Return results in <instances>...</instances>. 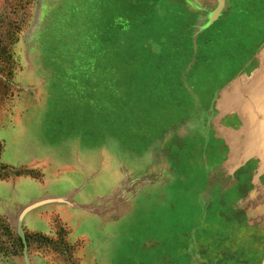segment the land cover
Here are the masks:
<instances>
[{"label":"rangeland","instance_id":"1","mask_svg":"<svg viewBox=\"0 0 264 264\" xmlns=\"http://www.w3.org/2000/svg\"><path fill=\"white\" fill-rule=\"evenodd\" d=\"M218 7L0 0V264H264V0ZM77 148L121 158L112 201L131 210L24 224V205L84 183ZM155 156L167 178L135 180Z\"/></svg>","mask_w":264,"mask_h":264},{"label":"crops","instance_id":"2","mask_svg":"<svg viewBox=\"0 0 264 264\" xmlns=\"http://www.w3.org/2000/svg\"><path fill=\"white\" fill-rule=\"evenodd\" d=\"M208 118V114H205ZM79 152L78 148L76 149V153H78V158L76 157L78 163V173L74 169L72 170L78 176L79 181L84 182L82 185H78L76 188H72L70 192H67L63 195H48L42 198L33 200L32 202L24 205V224L26 217L43 207H51V215L50 216H57L56 211L68 209L69 211L72 210L75 212H81L86 216H93L97 218H101L103 222L111 221L112 219L118 220L123 215L128 214L131 210V200L133 197L123 196L121 197V202L124 203L127 208L126 210L122 211L121 208L116 207L113 205V194L119 188V185L127 179V175L129 174L127 170H123L121 158H112L113 162L110 161V157L102 158L99 165L95 163L94 159H91L89 152H85V150H81ZM89 151V150H87ZM109 162V164H108ZM169 159H162L160 156H155L150 160L143 159L136 167L135 173V180L137 181H144L153 178V180L158 183L161 178H167V174L170 171L169 167L170 164L168 163ZM222 164V161L219 162V165ZM250 162L244 163L243 166H249ZM114 180L115 184L114 187L110 188L109 193H101V188L96 190H89L85 196H80V201L75 200L78 195H80L83 191L87 190L90 183L99 182V181H106ZM113 185V184H112ZM92 187V186H91ZM86 192V191H85ZM258 211H261L258 207ZM252 210H249L248 213H252ZM59 219V217H57ZM62 223V221L59 219ZM50 224H51V217H50ZM63 224V223H62ZM52 225V224H51ZM64 226V225H63ZM52 227V226H51ZM53 228V227H52ZM67 230V229H66ZM68 232V231H67ZM32 233V232H30ZM49 235H53V229ZM48 236V235H46ZM141 245L150 247L147 251L152 249L151 247L156 246V242L154 241H146Z\"/></svg>","mask_w":264,"mask_h":264},{"label":"water","instance_id":"3","mask_svg":"<svg viewBox=\"0 0 264 264\" xmlns=\"http://www.w3.org/2000/svg\"><path fill=\"white\" fill-rule=\"evenodd\" d=\"M222 4H223V0H219V7H218V11L220 10V8L222 7ZM17 229H18V233H19V236L21 238V241L23 243V245L25 244L24 242V238H23V235L21 234V231H20V224L18 223L17 225ZM24 258H25V262L26 264H28V260H27V255L25 253V250H24Z\"/></svg>","mask_w":264,"mask_h":264},{"label":"trees","instance_id":"4","mask_svg":"<svg viewBox=\"0 0 264 264\" xmlns=\"http://www.w3.org/2000/svg\"><path fill=\"white\" fill-rule=\"evenodd\" d=\"M16 241L19 242V244H21L20 240L16 238ZM21 246V245H20Z\"/></svg>","mask_w":264,"mask_h":264}]
</instances>
